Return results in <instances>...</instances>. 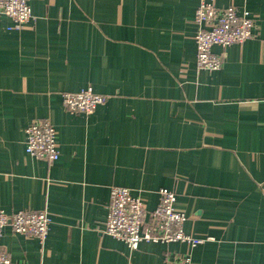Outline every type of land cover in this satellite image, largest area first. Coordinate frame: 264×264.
<instances>
[{"label": "crops", "instance_id": "obj_1", "mask_svg": "<svg viewBox=\"0 0 264 264\" xmlns=\"http://www.w3.org/2000/svg\"><path fill=\"white\" fill-rule=\"evenodd\" d=\"M216 1L256 26L214 47L215 71L197 67L200 0H28L22 28L0 15V208L51 217L44 243L4 228L9 264H264V0ZM87 87L106 103L68 111L62 93ZM36 119L57 129L54 162L26 151ZM114 185L148 210L175 191L207 240L131 249L104 232Z\"/></svg>", "mask_w": 264, "mask_h": 264}, {"label": "built area", "instance_id": "obj_2", "mask_svg": "<svg viewBox=\"0 0 264 264\" xmlns=\"http://www.w3.org/2000/svg\"><path fill=\"white\" fill-rule=\"evenodd\" d=\"M0 15L10 17L12 28H22L34 16L28 0H0ZM194 23L197 31L194 41L197 47V67L208 71L219 70L223 59L214 51L215 46L226 48L232 44H243L254 37L256 21L249 10L240 11L235 6L221 7L216 0H200L195 11ZM63 105L72 113L90 115L107 96L92 87L80 91L62 93ZM26 151L38 158L54 162L60 157L57 129L48 120L36 119L25 129ZM176 192L161 188L159 202L146 209L143 198L126 186L114 185L110 191L104 232L123 240L131 249H137L143 241L173 243L181 242L192 247L207 239L185 230L187 215L176 206ZM9 225L15 233L32 236L44 243L50 232L51 217L46 210L6 212L0 208V239ZM209 239V238H208ZM10 256L0 249V264H9ZM166 264H191L190 257L180 262Z\"/></svg>", "mask_w": 264, "mask_h": 264}]
</instances>
